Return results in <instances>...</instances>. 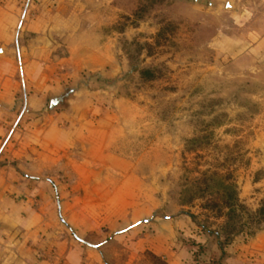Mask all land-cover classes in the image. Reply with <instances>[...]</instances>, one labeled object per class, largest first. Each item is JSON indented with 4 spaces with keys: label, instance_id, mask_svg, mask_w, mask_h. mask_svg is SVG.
Wrapping results in <instances>:
<instances>
[{
    "label": "crops",
    "instance_id": "obj_1",
    "mask_svg": "<svg viewBox=\"0 0 264 264\" xmlns=\"http://www.w3.org/2000/svg\"><path fill=\"white\" fill-rule=\"evenodd\" d=\"M47 2L0 0V264H212L221 254L213 244L197 261L208 240L196 215L118 150L116 115L100 91L76 88L50 110L99 50L86 49L82 27ZM209 3L248 27L231 43L264 58V0ZM225 253L223 264H264V230Z\"/></svg>",
    "mask_w": 264,
    "mask_h": 264
},
{
    "label": "rangeland",
    "instance_id": "obj_2",
    "mask_svg": "<svg viewBox=\"0 0 264 264\" xmlns=\"http://www.w3.org/2000/svg\"><path fill=\"white\" fill-rule=\"evenodd\" d=\"M15 1L29 9L44 2ZM47 1L46 9L60 10L61 19L82 27L86 49L99 50L65 94L79 87L100 91L98 102L116 115L118 150L171 202L194 213L198 227L213 230L227 221L225 187L250 212L259 208L264 58L249 44L231 43L249 34L244 21L216 10L209 0ZM237 47L248 52L228 56ZM143 70L154 79L143 78ZM237 215L238 227L246 230L237 238L251 239L248 232L255 227L244 213Z\"/></svg>",
    "mask_w": 264,
    "mask_h": 264
},
{
    "label": "trees",
    "instance_id": "obj_3",
    "mask_svg": "<svg viewBox=\"0 0 264 264\" xmlns=\"http://www.w3.org/2000/svg\"><path fill=\"white\" fill-rule=\"evenodd\" d=\"M163 1L164 0H156L155 3L160 4ZM141 75L143 78H146L148 80L154 79L153 72H151L150 70H143ZM225 189L227 190L225 195L226 198L225 196L223 197L224 202L222 204V207L228 210V214L226 215V224L219 230H213L211 228L208 229L201 225L198 227V229L207 237L208 240L206 243H200L198 246V262H203L205 256L210 253L213 244L218 246L221 254L219 257H212V264L224 263L227 256L225 253V249L236 240L238 235L246 231L244 230V228L238 227L236 219L242 218V216L240 217L239 215H237L238 211L239 213H244L248 218V223L252 224L255 227L253 232L251 230H249L250 232H248L251 237L256 236L259 232L264 230V202L256 211L250 212L246 206L239 203L235 191H232L230 187H225ZM180 206L185 207L184 204H180ZM214 207L221 208L220 204H216ZM157 264L164 263L158 260Z\"/></svg>",
    "mask_w": 264,
    "mask_h": 264
},
{
    "label": "water",
    "instance_id": "obj_4",
    "mask_svg": "<svg viewBox=\"0 0 264 264\" xmlns=\"http://www.w3.org/2000/svg\"><path fill=\"white\" fill-rule=\"evenodd\" d=\"M73 94H74V90H69L66 94L51 99L50 110L55 111L58 107L65 105L66 101L69 100Z\"/></svg>",
    "mask_w": 264,
    "mask_h": 264
},
{
    "label": "snow or ice",
    "instance_id": "obj_5",
    "mask_svg": "<svg viewBox=\"0 0 264 264\" xmlns=\"http://www.w3.org/2000/svg\"><path fill=\"white\" fill-rule=\"evenodd\" d=\"M229 7H230V5H229Z\"/></svg>",
    "mask_w": 264,
    "mask_h": 264
}]
</instances>
